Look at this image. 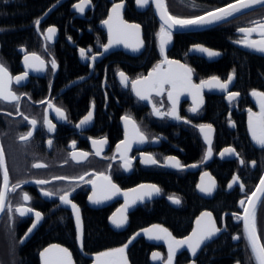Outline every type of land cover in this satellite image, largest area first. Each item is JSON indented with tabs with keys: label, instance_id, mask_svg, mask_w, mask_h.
<instances>
[{
	"label": "flooded vegetation",
	"instance_id": "1",
	"mask_svg": "<svg viewBox=\"0 0 264 264\" xmlns=\"http://www.w3.org/2000/svg\"><path fill=\"white\" fill-rule=\"evenodd\" d=\"M218 1L165 0V4L171 15L177 9L190 15L176 17L190 18L217 8L214 5ZM193 2L198 7H193ZM79 3L80 0H0V29H3L0 31V63L7 67L12 76L28 72L24 81L11 85L12 90L20 96L19 111L23 115L17 113L15 102L0 101V147H3L5 151L10 185L21 182V187L15 193H9V199L15 206L22 203L21 196L27 193L31 197L28 205L42 215L36 228L21 243V239L25 237L27 229L35 219L34 216L18 218L14 213V219L10 221L6 212L0 214V264H41L39 253L53 244L67 248L72 255L73 264H92L90 256L122 247L130 238L132 240L125 249L126 257L128 249L137 240H142L155 248L148 253V264H166L167 244L163 241L150 240L143 230L159 225L166 228L174 238L184 239L191 232L194 220L201 213L210 212L217 227L222 231L203 246L194 258L184 247L173 260V264H182L178 257L187 252L189 262L186 264H202V260L201 262L198 260L203 253L205 254V248L224 232L226 226L236 222L238 218L234 214L241 216L243 207L240 201L246 200L264 171V149L255 144L248 130L249 109L255 114L260 112V108L252 99V91L240 90L234 74L233 80L228 85V91L239 93L235 101L229 102L226 98L227 92L204 88L200 90L203 104L197 112L190 110L193 106L192 95L184 92L180 95L177 105L180 120L153 115V104L161 112H167L170 109L167 92L161 96L153 94L152 103L142 101L132 91V80L147 76L155 65L167 56L169 60L179 61L193 69L194 84H199L200 81L212 76L226 81L232 72L227 71L219 75L213 74V71L209 69L220 60L221 53L199 43L188 44L184 49L179 48L176 40L186 34H173L171 42L165 46L164 55H161L157 37L161 24L153 14L151 3L145 8H140L135 0H123L124 7L121 15L128 23L141 26L140 34L144 46L140 52H133L121 44L105 52L102 45L108 43V29L102 21L108 18L112 5L121 3V0H91L83 14L73 7ZM195 13L199 14L193 15ZM263 18L253 19L246 25H238L233 30L235 37L231 42L236 46L237 44L233 41L242 37L238 34V28L251 26V22L260 21ZM37 19L41 21L38 27L35 24ZM52 26L57 31L49 41L45 39L44 33ZM194 45H202L219 52L220 55L214 61L206 62L188 54L189 48ZM80 49L85 50L86 58H81ZM124 50L129 53H125ZM33 53L45 61L43 72L34 71L25 66V55ZM92 56L96 59L92 60ZM53 59L57 64L54 72L50 63ZM29 63L34 62L29 61ZM164 67L167 66L164 65ZM118 72H123L128 77L127 84L121 83ZM41 101L45 103H40ZM47 101L62 108L70 121L59 120L55 111L48 109V119L57 126L51 133L47 132L43 126L45 109L48 108ZM90 110L93 112L92 121L83 128L77 129L75 125ZM126 115L135 121L146 136L144 143L134 142L131 150L126 153L132 162L131 169L128 171H124L121 167L120 157L123 149L121 152L117 151V145L125 140V124L122 117ZM24 116L37 120V127L28 141L19 140V136L26 134L31 127L24 120ZM185 120L189 123H185ZM229 121L234 126H230ZM206 124L212 125L213 129L212 154L209 159L204 160L209 145L205 142L199 125ZM101 138H105L107 142L102 146L101 155L96 156L93 154L94 146L91 141ZM49 140H52L51 146L48 144ZM72 141L76 142V151L89 153L86 160L77 162L71 158L70 154L74 151L70 147ZM229 147L239 153V158L236 156L221 158L220 152ZM142 154L153 156L157 163L154 165L141 163ZM167 157H175L184 167L177 169L166 166ZM241 159L244 160V164L240 163ZM35 163L44 164L45 167L34 168L32 165ZM101 172L110 175L112 182L121 191L130 190L142 184H154L161 191L149 202L132 209L127 214L125 227L113 230L108 225V218L120 206L121 201L115 199L104 207L92 208L90 205H95L88 199L92 194L91 184L78 180H53L56 176L75 178L85 173ZM205 172L209 173L216 182V188L211 195L202 193L197 187L198 184L208 183L207 177L202 179V174ZM233 175L240 177V183L244 184L243 191L239 184L228 187ZM38 179L51 182L38 186L34 183ZM88 179H95V177L85 175V180ZM24 181L28 182L23 183ZM0 182H2V176H0ZM77 184H79L78 187ZM184 186L190 188L198 204L200 203L191 219V228L184 236L174 234L169 226L160 221H151L137 228L130 227L132 217L143 210L151 212L159 201L171 209L184 210V199L179 189L185 188ZM41 188L71 192L69 198L80 209L82 222L80 248L76 243L72 211L68 205L60 203L58 195L51 198L44 197L41 194ZM72 188H75V191H71ZM169 197L179 198L180 203L174 204ZM261 205H263V212L259 226L257 224V233L261 237V243L264 244V203L258 204L256 212ZM91 211H106L107 228L117 235V240L123 241V244L98 251H90L84 246L85 217ZM233 236L231 243L236 245L239 238L234 243ZM153 252L158 254V258L153 259L152 263L150 255ZM127 261L129 262L128 258Z\"/></svg>",
	"mask_w": 264,
	"mask_h": 264
},
{
	"label": "snow or ice",
	"instance_id": "2",
	"mask_svg": "<svg viewBox=\"0 0 264 264\" xmlns=\"http://www.w3.org/2000/svg\"><path fill=\"white\" fill-rule=\"evenodd\" d=\"M136 5L140 8L147 7L150 3L155 6L156 13L159 15L162 25L160 31L157 33L159 39V47L161 55H164L165 46L171 42L173 30L174 29H186L190 27H204L216 24L220 21H225L227 18L232 17L235 13L241 12L243 9H248L254 5L264 6V0H235L234 3H229L223 7L214 8L211 11L205 12L203 15H196L190 18H179L171 15L168 12L165 0H135ZM91 3V0H80L79 4L73 5L75 10L81 14L84 13L85 7ZM124 7L123 0L121 3H115L112 5V8L109 12L108 18L102 21V24L108 29V43L103 44L102 47L105 52L110 48L116 45H123L125 48L130 49L133 52H138L144 46V41L141 39V26L135 23H128L125 21L121 15V11ZM193 7H198L193 2ZM41 21L37 19L35 24L37 27L40 25ZM3 31V29H0ZM56 28L54 26L49 27L45 30L44 36L45 39L51 40L52 37L56 34ZM239 33L242 34V37L238 40L233 41L236 44H239L247 49H250L254 52L264 54V20L253 21L251 26L240 27L237 29ZM256 33L259 37L258 39H252V34ZM71 39V38H69ZM195 51L206 53L208 57H215L220 55L219 52L212 51L206 47L199 45L195 46ZM90 51V49H89ZM81 58H86L85 50L80 49ZM92 60H95L96 57L92 56ZM33 61L34 63H29ZM25 66L27 68H32L34 71L43 72L45 61L40 58V56L35 53L31 55H25L24 58ZM51 69L54 72L57 68L55 59L50 61ZM166 65L167 67H164ZM122 84L128 83V77L123 72H118ZM193 69L188 67L185 64L180 63L176 60H169L167 56H164V59L155 65V67L148 73L147 76L139 77L131 81L132 91L135 95L142 101L146 100L149 103H152L151 97L153 94L156 96H161L163 93L167 92L168 101L171 104L170 109L167 112H161L159 108L153 104V115L159 117H172L176 120H180L181 117L177 113V105L179 103L180 95L184 92H188L189 95L193 97V106L190 109L192 112H197L201 105L203 104V98L200 96V90L207 88L209 90L218 89L222 92H227V99L229 102H233L239 96L238 92H229L228 85L234 78V73H230L226 81H222L217 76H212L207 80L200 81L199 84H194L192 82ZM28 76V72H24L22 75L12 76L10 75L7 67L0 63V101L4 102H15L16 111L18 114L23 115L19 111V100L18 96L11 88L13 83L20 84ZM83 79V78H81ZM251 95L258 97L260 112L259 114L252 113L249 109V122L248 130L251 134L252 140L264 149V92H257L253 90ZM40 103H45L41 101ZM48 108L45 109L43 126L46 128L47 132L51 133L56 130V125L48 119V109H53L56 113V116L59 120L68 121V117L65 111L54 106L51 101H47ZM94 107V105H93ZM11 115V113H8ZM25 121L31 126L30 130L26 134L19 136L20 141H28L33 136V131L37 127L36 119H29L28 116L23 117ZM93 119V112L90 110L83 119L80 120L78 124L75 125L77 129L83 128L85 125L89 124ZM125 124V140L121 144L117 145V151L121 152V167L124 171L131 169L132 162L131 159L127 157L126 153L131 150L132 144L135 143H144L146 140L145 134L140 130L136 125L135 121L130 116L122 117ZM189 123L188 120L184 121ZM230 126H234L229 121ZM200 131L204 134L205 142L209 145L204 160L210 158L212 154L211 150V133L213 131L212 125H199ZM92 144L94 146V155L100 156L103 151V145L107 142L105 138L99 140L92 139ZM49 146L52 145V140L48 141ZM76 142L72 141L70 147L74 151L70 154L71 158L77 162L86 160L89 156L88 152L85 151H76L75 150ZM221 158L227 156H236L239 158V153L235 151L234 148H225L220 152ZM115 159V157H113ZM141 163L143 164H156L157 160L151 155L141 156ZM241 164H244V160H240ZM255 162H253L254 164ZM166 166L182 169L184 166L180 164L175 157L166 158ZM195 166V165H193ZM34 168H43L44 164L35 163L32 165ZM111 168V165H109ZM85 175H92L95 179L85 180ZM0 176H2V182H0V213H7L9 220H13L15 216L18 218H24L27 216H34L33 223L27 229L25 237L36 228L39 221L42 219V215L39 211L34 210L31 206L28 205L31 197L27 193H23L21 196L22 203L13 206L9 199V193H15L17 189L21 187V182L10 185L9 172L5 163V151L3 147H0ZM203 177L208 178L207 184H198V189L207 195H211L216 188L215 180L205 172L202 174ZM53 180H78L86 184H91L92 194L88 197L89 201L94 205L103 204L108 200H111L114 196L123 195L125 198V203L118 209V215L114 214L113 217H110L112 224L116 228H122L127 222V211L137 204L142 202L145 198H150L154 194H159L160 189L152 185H140L138 188L131 189L130 192L133 194L130 196V192H121V189L112 182L110 175L105 173H85L79 177L69 178L65 176H56L53 177ZM24 181L23 183H27ZM51 181L45 179L35 180L34 183L38 186L49 184ZM234 184H239L241 191L244 190V184L240 183V177L233 175L232 181L229 183L228 187H233ZM77 187L79 184L76 185ZM71 191H75V188H72ZM41 194L44 197L51 198L57 196L59 201L63 205H70L73 211V214L76 218L77 224V239L81 240L82 236V227L80 220V209L75 203L69 198L71 195L70 191H65L61 189L47 190L41 188ZM264 197V176H261L259 183L256 185L254 191L246 197V200H241L240 204L244 207V214L238 216L234 214L236 218L243 220L244 225V234L248 242L249 247L251 248L252 255L256 261V264H264V244L261 243V237L257 234V223H256V208L259 203H264L262 201ZM174 204H179L180 200L176 197H169ZM222 231L221 228L217 227L216 221L213 220L212 214L210 212H204L201 214V217H198L196 220V227L193 229L192 233L184 239H176L172 234L166 229L162 228L159 225H154L152 228L144 229V234L150 240L163 241L168 246V256L166 264H173V260L177 253L184 247L195 256L197 251L201 249L202 246L206 245L208 242L212 241L213 238ZM139 235V234H137ZM134 239V237H133ZM233 239H238L237 236H233ZM131 241H129L130 243ZM127 244L122 247L112 249L110 251L101 252L95 257V264H128L127 257L125 255V249ZM41 264H73L72 255L67 248L61 247L59 245L53 244L47 248H44L40 253ZM158 254H153V259H157Z\"/></svg>",
	"mask_w": 264,
	"mask_h": 264
},
{
	"label": "trees",
	"instance_id": "3",
	"mask_svg": "<svg viewBox=\"0 0 264 264\" xmlns=\"http://www.w3.org/2000/svg\"><path fill=\"white\" fill-rule=\"evenodd\" d=\"M234 0H219L215 7ZM204 12V11H203ZM199 13H195L196 15ZM174 16L189 17L190 14L182 13L176 9ZM264 17V7L251 11L247 14L229 20L223 24L214 26L204 31L193 34L181 35L176 43L183 49L191 43H199L206 47L213 48L221 53L220 60L209 68L213 74H222L230 71L236 76V83L240 90L264 92V56L245 53L238 49L231 40L235 34L233 30L238 25H246L253 19ZM177 186L179 187L178 183ZM185 187V186H184ZM182 191L184 210H174L166 206L162 201L154 205L151 212L140 211L130 220V227H141L151 221L164 222L178 236H184L191 228V219L198 206L195 196L189 187L179 188ZM263 205L259 206L256 212L257 224L259 226ZM106 211H91L86 215V232L84 246L90 251L108 250L123 244L118 236L111 233L105 224ZM224 232L205 248V254L199 258L202 264H254L252 255L245 241L240 219L234 224L224 228ZM180 234V235H179ZM233 235H237L239 242L236 245L231 243ZM87 237V238H86ZM155 249L145 241L137 240L127 251V258L130 264H148L147 256L149 251ZM182 264L189 262L188 254L183 253L178 257Z\"/></svg>",
	"mask_w": 264,
	"mask_h": 264
},
{
	"label": "water",
	"instance_id": "4",
	"mask_svg": "<svg viewBox=\"0 0 264 264\" xmlns=\"http://www.w3.org/2000/svg\"><path fill=\"white\" fill-rule=\"evenodd\" d=\"M234 2H235V0L232 1V2H229V3H234ZM229 3H227V4H229ZM227 4H224V5L219 6V7H223V6L227 5ZM151 6H152V11H153V14H154L155 18H156V19L158 20V22L162 25V21L160 20L159 15L156 13L155 6L152 5V4H151ZM262 7H264V6H261V5H254V6L251 7V8L243 9V10H241V12H239V13H235L232 17L227 18V20H225V21H220V22H218V23H216V24L209 25V26H204V27H190V28H186V29H174V30H173V34H191V33H197V32H200V31H204V30H207V29L212 28V27H214V26H217V25L223 24V23H225V22H227V21H229V20H232V19H234V18H237V17H239V16H242V15H244V14H247V13H249V12H251V11H254V10L259 9V8H262ZM217 8H218V7H217ZM210 11H211V10H210ZM202 15H203V14H202ZM262 20H264V18H263ZM238 34L242 36L241 33L238 32ZM140 35H141V34H140ZM253 37H258V36H257L256 33H253L251 38H253ZM195 46H196V45L191 46V47L189 48V51H188V54H189V55L196 56V57H198V58H200V59H203V60L206 61V62L214 61L215 59H217V58L219 57V55H217V56H215V57H211V58H210V57L207 56L206 53H201V52L195 51V50H194V49H195ZM199 46H202V45H199ZM202 47H204V46H202ZM236 47H237L238 49H240L241 51L245 52V53H249V54H253V55H258V56H264V54L254 52V51H252V50H250V49H247V48H245V47H243V46H241V45H239V44H237ZM141 49H142V48H141ZM141 49H140V51H141ZM140 51H139V52H140ZM212 51H213V50H212ZM124 52H125V53H129L127 50H124ZM252 99H253L254 103L260 108V105H259V102H258L259 98H258V97H254V96L252 95ZM261 176H264V171L262 172ZM261 176H260V178H261ZM260 178H259L257 184L259 183ZM257 184H256V185H257ZM144 185H146V184H144ZM256 185H255L253 191L255 190ZM139 186H140V185H139ZM139 186H137V187H135V188H138ZM135 188H133V189H135ZM130 190H131V189H130ZM130 190L121 191V192H122V193H123V192H130ZM250 194H251V193H250ZM131 195H133V194L130 192V196H131ZM156 195H157V194L151 196L150 198H145L142 202H138L137 204H135L134 206H132V207L127 211L126 215H127L132 209H134L135 207H137V206H139V205H142V204H144V203L149 202L151 199L155 198ZM115 199L121 201V204H120V206H119V207H118V208H117V209H116V210H115V211L109 216V218H108V225H109L113 230H119L120 228H116V227L112 224V222H111V220H110V217H113L114 214H117V215H118V209H121V207L124 205V203H125V198H124L123 195H117V196H114L111 200H108V201H106V202L103 203V204H99V205H95V206L90 205V206H91L92 208H101V207H104V206L108 205L112 200H115ZM257 206H258V205H257ZM68 208L72 211L70 205H68ZM256 209H257V208H256ZM203 213H204V212H203ZM0 214H1V213H0ZM72 214H73V211H72ZM201 214H202V213H201ZM201 214H200L198 217H201ZM243 214H244V207H243V209H242V214H241V216H242ZM198 217H197V218H198ZM73 218H74V223H75L74 226H75V230H76V243H77L78 247L80 248V246H81L82 236H81V240L78 241V239H77V224H76V218H75V215H74V214H73ZM197 218H196V219L194 220V222H193V228H192L191 232L189 233V235L192 233L193 229L196 227V220H197ZM80 220H81V218H80ZM126 223H127V222H126ZM125 225H126V224H125ZM125 225H124V227H125ZM81 227H82V222H81ZM241 227H242V232H243V235H244V238H245V234H244V225H243V220H242V219H241ZM257 234H258V233H257ZM189 235H188V236H189ZM188 236H187V237H188ZM131 240H132V238H130L125 244L129 245V244H130L129 241H131ZM236 241H237V239H233V242H234V243H236ZM245 241H246V243H247V245H248V242H247L246 238H245ZM125 244H124V245H125ZM124 245H123V246H124ZM204 246H205V245H204ZM202 247H203V246H202ZM202 247H201V249H202ZM248 248H249V250H250V252H251V248L249 247V245H248ZM201 249H199V250L197 251L196 255L200 252ZM154 253H156V252H153V253H151V255H150V260H151L152 263H153V254H154ZM196 255H195V256H196ZM251 255H252V252H251ZM195 256L191 255L192 258H194ZM95 257H96V255H94V256H90V259L93 261L92 264H95ZM252 257H253V255H252ZM253 260H254V262H255V264H256V261H255L254 257H253ZM128 264H129V262H128Z\"/></svg>",
	"mask_w": 264,
	"mask_h": 264
},
{
	"label": "bare ground",
	"instance_id": "5",
	"mask_svg": "<svg viewBox=\"0 0 264 264\" xmlns=\"http://www.w3.org/2000/svg\"><path fill=\"white\" fill-rule=\"evenodd\" d=\"M232 2V1H231ZM229 3V2H228ZM227 4V3H226ZM224 5V4H223Z\"/></svg>",
	"mask_w": 264,
	"mask_h": 264
}]
</instances>
